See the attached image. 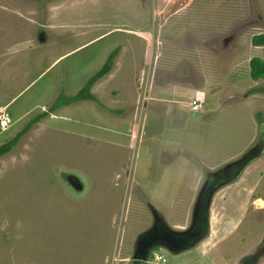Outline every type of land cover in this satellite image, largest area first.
I'll use <instances>...</instances> for the list:
<instances>
[{"label": "rangeland", "instance_id": "1", "mask_svg": "<svg viewBox=\"0 0 264 264\" xmlns=\"http://www.w3.org/2000/svg\"><path fill=\"white\" fill-rule=\"evenodd\" d=\"M259 33L264 0H0V109L13 119L0 145L120 46L96 100L59 107L0 158V264H133L155 211L186 229L209 174L247 154L213 197L207 237L158 245L148 261L239 264L254 251L264 237V79L250 75V59H264ZM123 102L131 120L113 112ZM63 172L83 176L86 193Z\"/></svg>", "mask_w": 264, "mask_h": 264}, {"label": "flooded vegetation", "instance_id": "2", "mask_svg": "<svg viewBox=\"0 0 264 264\" xmlns=\"http://www.w3.org/2000/svg\"><path fill=\"white\" fill-rule=\"evenodd\" d=\"M247 155L238 161L223 165L217 171L211 172L208 178L205 179L195 199L190 225L186 229H182L185 233L175 234L171 239L168 236H162V234H166L164 230L166 229L167 223L155 211L154 215L159 216L155 220L156 227L159 229L158 234L160 235L157 242L168 243V246L165 247L178 251L185 247H193L197 245L202 237L208 235L211 225L213 197L218 191L234 183L241 175L243 169H245L251 161L249 158H246ZM212 193L213 195L211 197L210 205L208 206L209 197Z\"/></svg>", "mask_w": 264, "mask_h": 264}, {"label": "trees", "instance_id": "3", "mask_svg": "<svg viewBox=\"0 0 264 264\" xmlns=\"http://www.w3.org/2000/svg\"><path fill=\"white\" fill-rule=\"evenodd\" d=\"M252 44L254 46H264V33L255 34L252 38ZM120 51V46L115 48L107 58V62L103 67L94 73L93 76L87 81L86 84L81 88V90L73 95L66 94L64 91H61L60 94L55 99L54 103L49 107L48 110L44 111L41 114L34 115L27 123L20 129L14 137L10 140L4 142L0 145V158L5 154L13 150L22 139L32 128V126L40 121L42 118L49 116L51 113L55 112L59 107L71 105L82 100L92 99L96 100L97 97L92 92V86L96 80L103 77L113 68L114 59ZM250 75L252 79L259 80L264 79V59L260 56H253L250 59ZM114 112L120 113L119 110H113ZM246 158L251 159L250 155H247ZM133 264H144L141 260H134Z\"/></svg>", "mask_w": 264, "mask_h": 264}, {"label": "water", "instance_id": "4", "mask_svg": "<svg viewBox=\"0 0 264 264\" xmlns=\"http://www.w3.org/2000/svg\"><path fill=\"white\" fill-rule=\"evenodd\" d=\"M60 169V168H58ZM64 175V182L68 186V188L78 195H83L87 191V184L85 182V178L81 176L77 172H63ZM71 193V192H70ZM213 193L209 197V203L210 205L211 197ZM166 224V223H165ZM159 229L156 227V223L146 230L144 233H142L135 246V252L133 255L134 260H141L144 264H149L148 258L150 254L152 253L153 249L158 246H168V243H158L157 239L160 236L158 234ZM166 234H162V236L173 238V235L175 234H182L185 233V231H176L172 229L170 226L166 224V229L164 230ZM163 232V233H164ZM200 241V240H199ZM264 259V237L259 242V244L255 247L254 251H252L249 254L244 255L240 260L239 264H259L261 260Z\"/></svg>", "mask_w": 264, "mask_h": 264}, {"label": "built area", "instance_id": "5", "mask_svg": "<svg viewBox=\"0 0 264 264\" xmlns=\"http://www.w3.org/2000/svg\"><path fill=\"white\" fill-rule=\"evenodd\" d=\"M190 104L192 109L195 111L201 110V108L204 106L203 102H201L197 98L192 99ZM11 124H12L11 117L5 111L0 112V129L8 128Z\"/></svg>", "mask_w": 264, "mask_h": 264}, {"label": "crops", "instance_id": "6", "mask_svg": "<svg viewBox=\"0 0 264 264\" xmlns=\"http://www.w3.org/2000/svg\"><path fill=\"white\" fill-rule=\"evenodd\" d=\"M95 85V84H94ZM93 85V86H94ZM92 92H93V87H92ZM93 94H94V92H93ZM95 95V94H94ZM96 96V95H95ZM97 97V96H96ZM146 98H147V96H146ZM136 99L138 100V102L139 101H141L142 99H143V96L140 94V93H138V95H137V97H136ZM136 99H134V100H136ZM133 100V101H134ZM131 102H132V100H131ZM105 105V104H104ZM124 106H125V102H123V104H121V105H119L118 106V109H116V108H113L114 110L116 109V110H122L120 113H117V112H114V113H116V114H120V115H125V117H127V116H129L130 115V113H128V114H126V112H128V111H124L123 109H124ZM119 108H121V109H119ZM3 111H5V106H3V108L2 109H0V112H3ZM6 112V111H5ZM131 112H134V111H131ZM7 114H8V112H6ZM97 113H99V112H97ZM10 117H11V119H12V116L10 115V114H8ZM120 117V116H119ZM129 118V120H131L132 118H133V116H129V117H127V118H124L125 120H127ZM123 119V118H122ZM12 122H13V119H12ZM33 127V126H32ZM180 230H182V229H180ZM176 231H179V230H176Z\"/></svg>", "mask_w": 264, "mask_h": 264}, {"label": "clouds", "instance_id": "7", "mask_svg": "<svg viewBox=\"0 0 264 264\" xmlns=\"http://www.w3.org/2000/svg\"><path fill=\"white\" fill-rule=\"evenodd\" d=\"M12 124H13V122H12ZM12 124H11V125H12ZM11 125H10V126H11ZM182 231H183V230H182ZM206 237H207V235L204 236V237H202V238L200 239V241H202V240L205 239ZM200 241H199V243H200Z\"/></svg>", "mask_w": 264, "mask_h": 264}]
</instances>
